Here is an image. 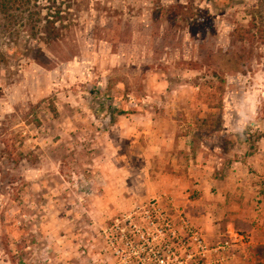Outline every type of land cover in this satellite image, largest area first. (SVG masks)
Returning a JSON list of instances; mask_svg holds the SVG:
<instances>
[{"label": "rangeland", "instance_id": "1", "mask_svg": "<svg viewBox=\"0 0 264 264\" xmlns=\"http://www.w3.org/2000/svg\"><path fill=\"white\" fill-rule=\"evenodd\" d=\"M256 4L0 14V264H137L155 246L176 264H264V206L223 159L264 139V40L235 37Z\"/></svg>", "mask_w": 264, "mask_h": 264}, {"label": "trees", "instance_id": "2", "mask_svg": "<svg viewBox=\"0 0 264 264\" xmlns=\"http://www.w3.org/2000/svg\"><path fill=\"white\" fill-rule=\"evenodd\" d=\"M39 0H0V14L12 25L21 20L23 12L31 8L33 2L38 3ZM257 2L252 6V19L247 27L239 26L235 30V37L239 41L256 39V37L264 40V0H253ZM39 14V13H36ZM50 23L53 24L51 21ZM5 62V58L0 56V64ZM147 252L140 253L134 257L137 264H176L171 261L169 256H173V249H165L155 246L147 247ZM132 261V263L134 262Z\"/></svg>", "mask_w": 264, "mask_h": 264}, {"label": "crops", "instance_id": "3", "mask_svg": "<svg viewBox=\"0 0 264 264\" xmlns=\"http://www.w3.org/2000/svg\"><path fill=\"white\" fill-rule=\"evenodd\" d=\"M264 139H260L259 141L255 142V147L252 149L251 152L245 154L244 156H235L236 153L240 152L239 147L243 146V144L240 145V143H237L234 145V147H229L228 150H224V160H230L233 158V161L227 162L228 166L230 167V176L228 178L233 180V185L239 186L243 185H248L249 181L250 186H253L254 192L257 194L256 199L258 201V206H264V203H260L262 200L264 202L263 198V181H264V145H263ZM245 143V140L244 142ZM256 145H259L257 147ZM227 156V157H226ZM226 158V159H225ZM229 158V159H228ZM236 158V159H235ZM199 160V159H198ZM204 161V160H203ZM213 162L209 161L208 163L204 164L201 162L200 164H196L193 161V167L195 168L197 175H205L207 174L206 170L213 167L212 164ZM246 169L248 170L247 174L245 173ZM228 171V172H229ZM243 175V176H241ZM209 181V186L212 183L216 184L217 186H221L222 184H227L228 182L222 181L220 179H214L212 178L208 179ZM245 184V185H244ZM228 190V188L226 189ZM234 191H237L236 189ZM231 198V196H230ZM258 214V219H257V227L260 229L261 224L259 223L260 221L263 222L262 216L259 215V211L257 212ZM262 213V212H261ZM261 231V230H260Z\"/></svg>", "mask_w": 264, "mask_h": 264}]
</instances>
